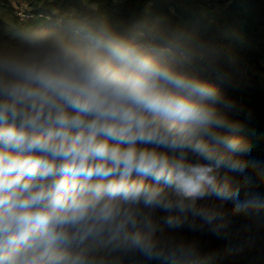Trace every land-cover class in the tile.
<instances>
[{
  "label": "clouds",
  "instance_id": "1",
  "mask_svg": "<svg viewBox=\"0 0 264 264\" xmlns=\"http://www.w3.org/2000/svg\"><path fill=\"white\" fill-rule=\"evenodd\" d=\"M27 19L0 39V264H176L197 257L176 232L227 238L208 201L247 210L219 171L243 173L250 148L205 75L224 77L220 52L179 28L123 29L100 0Z\"/></svg>",
  "mask_w": 264,
  "mask_h": 264
},
{
  "label": "trees",
  "instance_id": "2",
  "mask_svg": "<svg viewBox=\"0 0 264 264\" xmlns=\"http://www.w3.org/2000/svg\"><path fill=\"white\" fill-rule=\"evenodd\" d=\"M36 4L46 13L53 7L77 6L78 0H38ZM100 5L107 18L123 29L179 28L220 52L224 77L218 79L211 72L205 75L231 102V107H218L237 125L233 134L250 151L238 154L249 162L243 173L221 168L219 175L239 187L238 200L248 207L233 216L236 202L210 198L209 203L223 204L229 213L230 235L217 237L207 227L201 232H176L197 248L194 260L176 264H264V0H100ZM0 8L10 18L5 21L0 16V39H7L12 26L28 21L13 15L8 0H0ZM121 264L174 262L137 255L124 258Z\"/></svg>",
  "mask_w": 264,
  "mask_h": 264
},
{
  "label": "built area",
  "instance_id": "3",
  "mask_svg": "<svg viewBox=\"0 0 264 264\" xmlns=\"http://www.w3.org/2000/svg\"><path fill=\"white\" fill-rule=\"evenodd\" d=\"M14 6V14L15 17L21 21V22H26L28 21L27 18L39 15L41 13H45L41 10H38L40 5H30V7L26 6L25 4H21L19 2L16 3Z\"/></svg>",
  "mask_w": 264,
  "mask_h": 264
},
{
  "label": "rangeland",
  "instance_id": "4",
  "mask_svg": "<svg viewBox=\"0 0 264 264\" xmlns=\"http://www.w3.org/2000/svg\"><path fill=\"white\" fill-rule=\"evenodd\" d=\"M18 1H21L20 3L21 4H24L26 2L30 3V4H25L26 6L30 7V5H33L35 3H37L38 0H31L33 2H31L30 0H8V3H9V6L10 8L12 9V13L13 15L15 16L14 14V6L13 5H16V3ZM26 1V2H25ZM33 3V4H32ZM213 6V5H212ZM217 8V7H216ZM0 16L5 20V21H10V18L9 16L7 15V11L3 8H0Z\"/></svg>",
  "mask_w": 264,
  "mask_h": 264
},
{
  "label": "crops",
  "instance_id": "5",
  "mask_svg": "<svg viewBox=\"0 0 264 264\" xmlns=\"http://www.w3.org/2000/svg\"><path fill=\"white\" fill-rule=\"evenodd\" d=\"M19 3L21 2V1H18ZM26 2V1H25ZM24 4H30V3H28V2H26V3H24Z\"/></svg>",
  "mask_w": 264,
  "mask_h": 264
}]
</instances>
